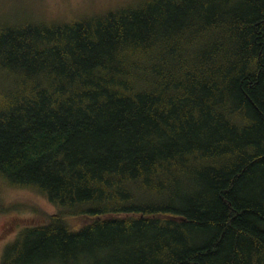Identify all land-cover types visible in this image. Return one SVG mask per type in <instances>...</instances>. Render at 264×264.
<instances>
[{"label":"trees","instance_id":"trees-1","mask_svg":"<svg viewBox=\"0 0 264 264\" xmlns=\"http://www.w3.org/2000/svg\"><path fill=\"white\" fill-rule=\"evenodd\" d=\"M72 13L0 0V264H264V0Z\"/></svg>","mask_w":264,"mask_h":264},{"label":"rangeland","instance_id":"rangeland-1","mask_svg":"<svg viewBox=\"0 0 264 264\" xmlns=\"http://www.w3.org/2000/svg\"><path fill=\"white\" fill-rule=\"evenodd\" d=\"M126 0H37L39 15L48 18L64 17L69 12L84 13L100 10ZM67 10L69 12H67ZM71 15V14H70ZM68 17V16H67ZM0 202L4 210L0 211V257L6 247L24 227H34L46 222L49 215L57 213L44 197L24 188H10L0 180ZM80 226L84 219L71 220ZM16 237V238H15Z\"/></svg>","mask_w":264,"mask_h":264},{"label":"flooded vegetation","instance_id":"flooded-vegetation-1","mask_svg":"<svg viewBox=\"0 0 264 264\" xmlns=\"http://www.w3.org/2000/svg\"><path fill=\"white\" fill-rule=\"evenodd\" d=\"M1 257H2V255H1ZM1 257H0V259H1Z\"/></svg>","mask_w":264,"mask_h":264}]
</instances>
